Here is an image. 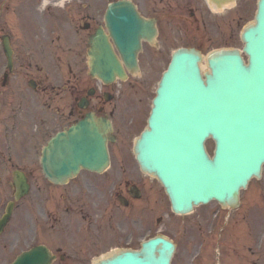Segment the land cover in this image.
<instances>
[{"label": "water", "instance_id": "1", "mask_svg": "<svg viewBox=\"0 0 264 264\" xmlns=\"http://www.w3.org/2000/svg\"><path fill=\"white\" fill-rule=\"evenodd\" d=\"M212 1L220 6L229 0ZM105 21L120 57L128 68H132L136 64L139 38L147 35V24L139 20L128 6L121 3L108 6ZM100 31L94 36V40H91L90 73L104 82L112 81L116 76L122 78L124 70L107 41V36ZM241 38L245 42L244 50L249 55L248 64L243 63L237 51H215L208 57L211 73L205 74V81L201 78L197 66L199 60L197 52L182 49L178 50L173 58L177 60L175 65L176 62L183 66L193 65V78L208 88L203 109L197 112L200 113L197 114V118L202 117L200 120L202 128L216 141L212 158L202 148L199 154L201 160L198 156H193L196 162H190L197 165L184 162L180 156L187 155L186 151L171 152V148H168L170 141L163 143L161 135H156V129L162 128L158 119L149 121L150 129L145 130L138 140L137 157L142 168L158 176L164 183L170 194L172 208L176 212L190 211L193 204L206 202L211 198L217 199L224 205L236 204L239 188L246 185L253 171L244 177L243 161L247 159L248 155L245 153L249 151L248 149L234 151V144L243 142L241 135L249 127L256 133L252 140L264 145V0L258 1L255 23L244 28ZM190 58L194 59L184 62ZM173 69L171 63L157 89L158 98L166 96L169 87L177 83L175 76H172L178 73L177 69L171 73L172 77L169 76ZM239 81L241 82L238 83ZM160 107L159 103L156 113L152 114L150 119L159 117ZM167 121L170 125L163 127L187 126L178 122L176 115ZM110 130V124L106 120H94L91 114H87L68 129L56 133L42 149L41 164L44 174L54 182L63 183L75 175L81 167L96 171L103 170L108 165L106 141L112 140ZM153 146L159 147L158 151L163 160L167 161L169 156L170 159L176 158L172 164L174 179L176 183L185 182L188 187L184 189L183 185L176 194L175 188L167 185L165 180L167 178L160 170L169 167L157 166L153 163ZM251 146L256 148L257 145ZM236 153L240 156L237 157ZM153 158L157 160L158 156L154 155ZM255 174L258 175V172ZM15 177L22 176L16 174ZM16 185L17 197H19L26 192L27 185L23 178L21 180L16 178ZM183 195L192 197L176 198ZM2 224L3 222L0 226ZM173 249L174 245L169 240L156 237L145 242L140 250L115 251L93 264H169ZM42 261L41 247H36L23 253L13 264H42Z\"/></svg>", "mask_w": 264, "mask_h": 264}, {"label": "rangeland", "instance_id": "2", "mask_svg": "<svg viewBox=\"0 0 264 264\" xmlns=\"http://www.w3.org/2000/svg\"><path fill=\"white\" fill-rule=\"evenodd\" d=\"M32 0H0V27L6 28L7 33L12 38L25 39V16L31 15ZM88 1V0H87ZM94 1L96 5V17L102 18L104 10V4L109 0H89ZM256 8V0H238L237 5L229 10H225L224 20L222 24V32L212 33L211 38H206L209 33H205L204 29L198 27V30L194 29V25H189V29L185 28L184 23L180 19H175V27L181 28L180 39L175 40V47L181 44L197 45L201 48L203 53H206L209 49L229 46V47H241L242 42L237 34L240 33L241 28L253 19L254 11ZM37 13H40L39 9H36ZM235 11L238 14V20L231 22V12ZM228 14V17H227ZM237 22V23H236ZM177 33L176 30V35ZM1 35V30H0ZM206 36V37H205ZM1 48V47H0ZM142 53V68L141 73L148 78L147 94L151 97L154 94V87L159 78L160 71L164 68L165 64H162L160 68L156 63L147 64L145 55ZM36 58H38L36 56ZM5 58L0 50V78L1 72L4 69ZM47 64V65H46ZM45 67L47 70L50 67V61L46 59ZM204 65V63H203ZM17 70V69H16ZM9 82L6 86H1L0 79V100L2 102V109L0 115V214L4 211L6 203L12 199V189L9 185L11 180V173L15 167H20L25 171L33 172V180L31 184L30 193L17 202L16 207L13 210L10 222L7 224L5 231L0 235V264H7L14 256L19 254L22 250L28 246L45 242L52 244L55 248V242L61 240L64 241L66 249L73 245V251L76 255H79V263L74 264H89L95 257L105 254L108 251L122 246H131L137 248L142 237L152 236L156 233H161L173 239L176 243V250L173 256L172 264H213L212 252L207 253L210 257V262L205 263L204 260L200 261L202 255L201 240L197 238L194 242H188L185 240V230L187 227H193L199 234V228L202 227L199 221V216L207 212L210 213L213 209L217 208L216 202H209L206 205L198 206L192 213L178 215L174 214L170 210L169 201L161 190L159 183L148 176L144 177L145 191L142 200L134 201L128 207H122L118 203L116 204L114 196L107 194L108 201L98 205L102 216H98V221L92 226L88 225L81 216L77 217V213L74 209L82 201L91 199L92 196L90 189V183L97 184L103 178L109 179V177L124 178L120 173L121 169L119 165L121 161L127 165V170H131L133 163V155L130 153L129 148L132 145L133 138L138 134L139 130L144 124V118L146 115L147 107L143 111V117L137 120L136 125L125 131H122L117 140L109 144L110 155L112 158V166L106 172L101 175L82 171L74 180H71L66 186H55L43 178L40 171L38 157L40 147L44 143L43 133L50 134L53 128H60L66 124V112L65 106H60L61 116L54 114V107L56 104H64L65 100L58 98H52L51 107L48 104L45 105V109L41 110L39 104L37 107L33 105V99L35 95L32 94L27 85V77L22 70L16 71L13 75H9ZM194 89V85L191 86ZM37 96V94H36ZM41 97V99H51V96ZM23 97V99L21 98ZM40 99V98H37ZM15 101L21 103L22 107V119H26L28 127H31L34 137H23L20 132L23 133V127L16 130V140L13 143L12 139H7L6 132L10 130L13 119L11 105ZM43 101V100H42ZM46 112L49 115L48 120L43 124L37 122L35 126L34 121L28 120L31 118V112ZM45 127V128H44ZM27 130L26 134H31ZM23 141V142H22ZM8 143H10L11 150L9 151ZM22 146V147H21ZM123 159V160H122ZM129 160V164L125 161ZM136 168V167H135ZM101 184L104 191L108 190L109 183ZM115 187H118V183L115 182ZM264 189V182L260 185L252 180L247 189L242 192L241 198L246 205V198L255 189ZM92 188V187H91ZM96 193H98L96 191ZM103 197V193H100ZM95 197H101L98 194ZM244 198V199H243ZM244 206V207H245ZM93 212L95 208L94 204L88 206ZM49 209L56 217H60V214L71 213L73 217L72 221H65L63 219L59 222H49L54 227H50L49 223L43 219V210ZM66 209H70L67 211ZM96 218V216H93ZM32 220V223L30 221ZM232 212L225 211L221 214L219 219L214 220L218 225H225L231 223ZM37 223V224H36ZM60 234L59 237H55L51 240L49 236H45L46 233L54 232V230ZM78 231L79 234L72 237V231ZM111 235V241L105 242L106 237ZM200 236V235H199ZM79 238V242L77 240ZM8 239L11 240L8 243ZM222 249L218 262L214 264H225V260L233 261V257L230 249H227L226 243ZM207 245L206 242H203ZM60 264V263H56ZM236 264V263H232Z\"/></svg>", "mask_w": 264, "mask_h": 264}, {"label": "flooded vegetation", "instance_id": "3", "mask_svg": "<svg viewBox=\"0 0 264 264\" xmlns=\"http://www.w3.org/2000/svg\"><path fill=\"white\" fill-rule=\"evenodd\" d=\"M133 2L135 3L140 14H142L146 18H153L155 20V25L158 31L156 37L157 45L155 47L146 48L145 50L152 51L153 53L150 55L157 57L159 60L161 59L160 62H162L163 57L165 56V54H167L169 47L172 46L174 41V29L170 20L174 18L176 9L184 8V10L189 11L190 15H194L195 14L194 11H190L189 9L194 7H199L201 5L200 0H133ZM90 27L91 25L88 23L86 28L89 29ZM57 39H59V36H57ZM82 42L83 39L80 40V45L83 49V45L81 44ZM75 65L78 66V63L76 62ZM70 71H72L71 68ZM73 76L77 77V74L74 73ZM69 81L70 79L68 78L67 84L69 83ZM88 83H90L89 86L92 85L91 80L89 79H88ZM35 86H37V83L35 84ZM75 86H76L75 84H72V87ZM138 86L139 85L137 78L134 77L130 79L129 77L126 82L115 83L113 85L108 86V88L113 93L118 94L116 96L111 97V99H117V103H120L123 99H125L126 104L129 102L131 104H134V100L137 99H132V98H136L137 96H131L130 94L125 95L124 93L125 92L138 93ZM64 87H66V85H64ZM87 91L88 93H93L92 96H88ZM81 93L83 96L87 98L86 107H85L86 110H93L99 113H103L106 110L102 103L93 100V99H104L103 97H101V95L98 94L97 90L95 89L87 90V87L85 86L83 88V91H81ZM137 98L139 102L143 101L141 97H137ZM117 103L114 105V108L108 110L111 116L114 115ZM76 109L81 112L83 111V108H80L78 106L76 107ZM125 182L127 183V180ZM126 183L123 192L127 195H130L129 194L131 193L130 187H128ZM138 189L140 190V188ZM140 195H141V191H140ZM252 208L253 207H249L251 223L248 226L249 227L248 249L251 256L250 261L252 264H256L259 261L264 263V218L257 217V214L255 212L251 213V211H253ZM255 246H258L257 254L261 256L259 258L255 256V249H254Z\"/></svg>", "mask_w": 264, "mask_h": 264}]
</instances>
